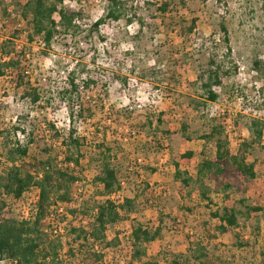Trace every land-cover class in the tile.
Instances as JSON below:
<instances>
[{"label":"rangeland","instance_id":"1","mask_svg":"<svg viewBox=\"0 0 264 264\" xmlns=\"http://www.w3.org/2000/svg\"><path fill=\"white\" fill-rule=\"evenodd\" d=\"M62 1L66 7L82 13L78 23L85 37L90 34V26L106 17L111 5L110 0ZM184 1L185 7L176 2L163 14L159 9L165 0H120V20H106L79 46L68 36L58 35L49 49L38 41L29 42L24 24L12 25L4 10L14 13V0H0V41L13 39L14 46L24 50L21 64L29 70L32 85L41 90L58 91L64 85L65 73L60 63L63 66L77 65L79 61L86 63L92 71L90 75L97 80L82 94L83 104L93 109L94 117L87 121L75 120V126L96 145L106 137L108 146L116 151L113 155H118L119 177L124 181L120 197L115 200L134 199L137 210L130 220L107 231L108 238H117L118 243L105 251L106 264H131L133 250L128 235L134 218L154 229L161 228L160 238L149 243L146 257L135 264H174L176 256L194 253L198 244L205 249L210 264H264V138L262 148L256 146L248 156V161L255 164L257 178L244 185L245 193H231L225 203L245 212V206L240 203L244 198L246 205L262 210L253 212L249 218L240 215L239 228L218 235L215 240H208L199 226L209 219L210 209L216 206L210 209L205 206L195 184L182 187L174 179L173 167L179 162L182 171L196 177L195 165L203 159L202 142L196 137L208 130L214 117L227 118L226 131L234 149L241 139H250L246 127L249 119H264V0ZM194 18L198 20L197 29L182 36L181 19L191 23ZM222 24L229 31L237 71L225 80L223 89L216 88L220 95L218 101L204 107L201 104L204 92L197 81L199 75L209 69L210 57H216L217 62L226 66L230 63L224 45L206 42L213 33L221 37ZM15 28L21 29L17 36H14ZM257 61L263 65L261 72L255 68ZM185 65L186 70L180 68ZM172 73L180 77H172ZM13 77L12 73L0 77V96L6 103L0 116V129L14 124L18 118L24 126L35 124L38 129L44 121L68 128L66 104L54 99L46 104V97H52L47 93L32 106L21 99L22 89H15ZM191 101H195L198 110L190 106ZM182 124L191 127L192 142L180 133ZM190 149L197 156L184 158L182 155ZM206 151L213 157V144H208ZM95 165V159L92 165H86L85 183L74 188V205L91 207L102 200L91 184ZM150 188L155 192L154 197L148 195ZM37 192L35 189L19 201L8 200L5 214L27 216L37 200ZM215 202L221 203V198ZM196 203L201 207L190 214L186 207ZM247 242L250 246L240 247Z\"/></svg>","mask_w":264,"mask_h":264},{"label":"trees","instance_id":"2","mask_svg":"<svg viewBox=\"0 0 264 264\" xmlns=\"http://www.w3.org/2000/svg\"><path fill=\"white\" fill-rule=\"evenodd\" d=\"M110 1L106 17L90 26L87 37L106 20H120V0ZM14 2L16 13L6 9L4 12L12 25L21 27L24 24L23 30L31 43L42 42L44 47L50 49L58 35L68 36L77 46L87 38L78 23L82 19V13L75 8L66 7L62 0ZM176 2L181 7L186 6L184 0H165L160 6V12L165 14L170 5ZM197 21L194 18L189 23L181 19V35L195 32ZM20 31L21 29L15 28L14 36ZM219 32L220 38L213 33L206 42L224 45L225 56L230 59V63L226 66L225 63L217 62L216 57H210L209 69L199 75L197 81L204 92L201 99L204 107L218 101L220 95L216 88L223 89L225 80L237 71L231 54L228 28L222 24ZM13 43L14 40L8 38L0 42V77L12 73L15 89H22L21 99L30 102L32 106H36L44 97L43 94L47 93L52 97H46V104H50L52 99L66 104L69 109V123L67 129H62L52 121H44L38 129L35 124L24 126L18 118L14 124L0 129V262L106 264L105 251L118 243L117 238H108L107 231L122 221L130 220L137 210L134 199L124 197L121 202H117L113 198L123 190L124 181L119 177L120 169L116 162L118 155H113L116 151L108 146L106 137L96 145L89 142L75 126V120L87 121L94 117L93 109L83 104L82 94L92 88L97 80L90 75L92 71L86 63L79 61L77 65L67 66L60 63L65 73L64 85L58 91L41 90L32 85L29 70L21 64L22 57L25 56L24 50L18 49ZM91 60L94 61L93 58ZM262 66L261 61L255 62L258 72L262 71ZM180 68L186 70L187 66ZM172 77H180V74L172 73ZM117 78L121 80L120 77ZM194 103L195 101H191L190 106L198 110ZM5 104L0 96V116ZM158 122L161 124V121ZM235 124H238V120ZM246 124L250 139H241L237 149H234L226 131L227 118L223 115L214 117L210 120L208 130L196 137L203 147V159L196 164V177L193 178L187 171H181L178 166L174 175L182 187L189 188L195 184V190L206 202L207 208L216 206V209H210L209 219L202 221L199 226L208 240H215L218 235H226L239 228L240 215L249 218L253 212L262 210L257 206L246 205L244 198L240 203L245 206V212L239 211L234 204L225 205L230 200L231 193H245L244 185L257 178L255 164L248 161V156L256 146L262 148L264 119L253 117ZM158 129L159 125L155 127L156 131ZM190 129L187 124L180 127V133L188 141L194 140L189 133ZM164 133L167 134L166 131ZM39 139L43 141V145H40ZM210 143L215 149L213 157L206 151ZM158 145L160 148L164 146L162 142ZM182 156L191 159L194 152L187 151ZM94 159L96 174L91 184L97 188L96 192L102 200L91 207L74 205V188L85 183L86 165H92ZM145 186L149 189L148 183ZM35 189L38 191L37 200L27 216L5 214L9 206L8 200L19 201ZM148 191L149 196H155L151 188ZM216 198H221L222 202L216 203ZM200 207L201 204L196 203L186 207V210L194 214ZM160 236L161 228L154 229L137 218L131 219V231L128 235L133 250L131 264L142 261L147 255L146 248L149 243L155 242ZM256 236L258 239L259 228ZM244 246H250V243L240 244V247ZM65 248L67 249L64 250ZM194 253L176 256L174 264L211 263L202 245L198 244Z\"/></svg>","mask_w":264,"mask_h":264},{"label":"crops","instance_id":"3","mask_svg":"<svg viewBox=\"0 0 264 264\" xmlns=\"http://www.w3.org/2000/svg\"><path fill=\"white\" fill-rule=\"evenodd\" d=\"M188 141V140H187ZM192 142V141H191ZM201 148L203 149V147H202V145H201ZM202 149H201V152H202ZM188 151H192V152H194V156L191 158V159H194V157H196L197 156V153H196V151H194V150H188ZM187 152V151H186ZM185 152V153H186ZM200 152V153H201ZM198 163H200V161L198 162ZM197 163V164H198ZM177 166H178V168L182 171V169H181V165H180V163L178 162V163H175V165L173 166L174 167V175H175V173H176V171H177ZM195 167H196V165H195ZM175 179V178H174Z\"/></svg>","mask_w":264,"mask_h":264},{"label":"built area","instance_id":"4","mask_svg":"<svg viewBox=\"0 0 264 264\" xmlns=\"http://www.w3.org/2000/svg\"><path fill=\"white\" fill-rule=\"evenodd\" d=\"M0 42H1V41H0ZM39 44H40L41 46L44 47V43L39 42ZM120 193H121V192H119V193H117L116 195L113 196L114 200H115V198H119V197H120ZM119 202H120V201H119Z\"/></svg>","mask_w":264,"mask_h":264}]
</instances>
